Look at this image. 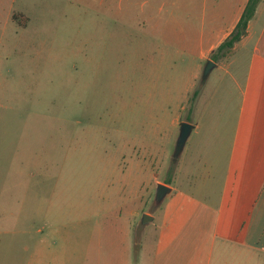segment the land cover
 <instances>
[{
  "label": "rangeland",
  "instance_id": "rangeland-1",
  "mask_svg": "<svg viewBox=\"0 0 264 264\" xmlns=\"http://www.w3.org/2000/svg\"><path fill=\"white\" fill-rule=\"evenodd\" d=\"M140 1L0 0V264L136 260L151 240L192 138L174 157L176 114L224 98L204 67L192 104L147 96Z\"/></svg>",
  "mask_w": 264,
  "mask_h": 264
},
{
  "label": "crops",
  "instance_id": "crops-1",
  "mask_svg": "<svg viewBox=\"0 0 264 264\" xmlns=\"http://www.w3.org/2000/svg\"><path fill=\"white\" fill-rule=\"evenodd\" d=\"M246 2L140 1L142 15L131 22L138 29L133 58L143 84L157 88L147 96L167 98L181 108L184 101L192 104L210 58L214 65L202 79L206 82L214 68L221 72L223 87L215 98L224 99L218 107L210 100L199 112L192 106L184 116L176 114L193 124L187 136L192 135L191 143L175 177L163 180L171 186L168 200L151 240L136 243V260L125 256L87 264H263L264 0L257 3L245 34L216 59L211 56ZM27 22L28 16L18 24Z\"/></svg>",
  "mask_w": 264,
  "mask_h": 264
},
{
  "label": "trees",
  "instance_id": "trees-1",
  "mask_svg": "<svg viewBox=\"0 0 264 264\" xmlns=\"http://www.w3.org/2000/svg\"><path fill=\"white\" fill-rule=\"evenodd\" d=\"M259 0H247L245 7L241 13L240 18L238 19L236 25L234 26L233 30L229 34L227 38H225L215 49L214 52L211 53V56L213 59L217 58V55L220 54L221 52H225L228 50L233 43L238 40L243 34L246 32L247 28V23L248 20L251 18V16L254 14L255 8ZM23 15V20L19 21L20 24H25L27 21V16ZM13 19H18L17 18V13L12 14ZM197 91H194L190 100L192 101L196 95ZM168 181V180H167Z\"/></svg>",
  "mask_w": 264,
  "mask_h": 264
},
{
  "label": "water",
  "instance_id": "water-1",
  "mask_svg": "<svg viewBox=\"0 0 264 264\" xmlns=\"http://www.w3.org/2000/svg\"><path fill=\"white\" fill-rule=\"evenodd\" d=\"M213 65H214L213 60L208 58L203 68V74H202L203 78L207 76L209 70L211 69ZM192 127H193V124L190 121H187V120L180 121V130H179V135H178L176 145H175V150H174L175 156L174 157H177L179 153L181 152L185 144L186 138ZM170 191H171L170 185L163 183V182H158L156 186V190H155V201L156 202L162 201L165 195L168 194ZM149 219H151V214L148 212H145L143 214L142 221L146 222Z\"/></svg>",
  "mask_w": 264,
  "mask_h": 264
}]
</instances>
